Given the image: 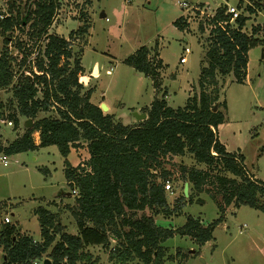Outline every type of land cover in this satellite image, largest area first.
<instances>
[{
    "label": "trees",
    "instance_id": "obj_1",
    "mask_svg": "<svg viewBox=\"0 0 264 264\" xmlns=\"http://www.w3.org/2000/svg\"><path fill=\"white\" fill-rule=\"evenodd\" d=\"M255 3L260 6L259 0ZM60 5V0H6L7 10L0 12V88H11L16 106V111L6 117L14 122V129L19 126V116L32 122L22 136L0 147V152L11 155L58 147L71 195L77 191L74 203L64 208L76 220L78 233L67 232L60 211L38 206L35 214L40 240L18 225L0 224L3 264H40L45 258L52 264H98L100 257L88 250L95 245L102 246L115 264L136 260L141 264H165L176 256L169 254L165 246L169 239L179 235L204 246L213 240L215 228L225 220L231 205L237 209L249 206L264 213V180L255 178L245 164V156L239 151L229 152L218 135L227 110L226 100L220 101V77L232 74L237 83L246 81L249 51L264 46V41L255 36L259 28L247 35L242 32L247 17L240 16L229 24L227 6L217 9L212 22L227 24L216 25L207 36L199 91L182 107L174 108L166 99L158 43L153 48L141 46L126 57L123 62L150 77L160 94L144 108L147 118L129 125L91 103L92 89L85 90L80 82L84 73L82 57L74 55L70 40L49 34ZM84 17L83 13V23L71 36L89 34L90 20ZM174 25L180 30L188 27L182 17ZM199 28L204 32L202 24ZM17 31L20 35H15ZM3 109L0 102V118ZM40 113L49 114L39 118ZM37 132L38 144L34 136ZM82 143L86 144L89 159L73 167L68 156ZM186 154L208 171L183 166L180 174L189 182V196L182 192L170 206L165 183L172 172L166 165L173 157ZM201 192L209 193L217 204L218 218L205 223L189 215L178 228L157 225L156 216H180L187 203L204 204L198 197ZM193 255H199L198 251Z\"/></svg>",
    "mask_w": 264,
    "mask_h": 264
},
{
    "label": "rangeland",
    "instance_id": "obj_2",
    "mask_svg": "<svg viewBox=\"0 0 264 264\" xmlns=\"http://www.w3.org/2000/svg\"><path fill=\"white\" fill-rule=\"evenodd\" d=\"M179 1L184 0H60L61 5L54 16L49 34L70 40L74 55L83 58L88 74H92L95 63L100 66L99 77L97 68L92 75L98 77L97 80L94 79L97 86L94 100L99 101L104 96L105 101L117 109L118 121L124 124L134 120L135 112L143 114L144 108L154 98L152 79L123 62L140 46L152 48L160 42L161 57L166 64L162 74L163 83L170 91L169 104L172 107L186 104L189 86L193 88L189 93L199 91L198 79L209 33L208 30L201 32L200 25L194 22L185 31L175 27L174 21L183 12L178 5ZM186 1L209 4L212 8L226 3L243 7L254 5V0ZM257 8L261 13L257 12L246 26L250 32L258 27L259 32L255 36L264 41V7ZM6 10V0H0V12ZM102 12L108 20L100 17ZM83 13L84 18L90 20L89 34L85 37L77 34L71 36V32H75L83 23ZM17 34L18 31L15 35ZM186 48L190 51L186 52ZM263 49L264 46H258L250 52L248 79L244 83H237L232 74L220 77V101L226 100L228 109L225 122L218 131L220 140L229 151L241 149L247 167L261 180H264ZM182 55H186L184 64L180 63ZM172 74H181L177 82L173 81ZM0 102L4 104V116L0 118V144L7 145L17 137L19 131L14 129V124L8 125L10 119L6 117L16 111L11 88H0ZM221 110L225 112L222 107ZM47 114L49 113H40L38 117ZM52 114L56 115L55 112ZM22 120V130L25 131L28 123L25 117ZM3 153L0 152V157ZM70 158L76 161L75 155L71 154ZM183 166L208 171V167L197 164L189 154L170 159L166 165L172 172L169 180L171 188L166 189L170 206H173L174 199L181 196L184 190L186 181L180 174ZM40 168L50 171L44 173ZM222 173L236 178L230 173ZM205 188L211 190L209 186ZM67 191L70 192V188L65 178L64 157L56 145L8 155L7 165L0 160V224H3L1 219L7 215L12 219L10 224L18 225L34 239L40 238V224L34 211L38 206H44L53 212L60 211V218L62 216L61 221L66 225L67 232L77 234L76 220L64 208L67 204L58 208L56 201L50 200ZM75 195L70 198V204L74 203ZM198 197L204 200V204L187 203L180 216H156L157 225L178 228L184 225L189 215L199 217L205 223L218 218L219 209L210 194L201 192ZM218 199L221 200V196ZM261 200L264 202V198ZM213 236V240L202 247L197 246L189 237L176 235L169 239L165 246L168 247L169 254L176 256L175 260L166 261L165 264H264L263 212L249 206L237 209L231 205L226 210L225 220L215 228ZM88 250L100 257L98 264H115L109 260L108 253L102 246H89ZM178 251L181 255L177 254ZM195 251L199 255H193ZM0 264H3L1 248ZM130 264L141 263L136 260Z\"/></svg>",
    "mask_w": 264,
    "mask_h": 264
},
{
    "label": "crops",
    "instance_id": "obj_3",
    "mask_svg": "<svg viewBox=\"0 0 264 264\" xmlns=\"http://www.w3.org/2000/svg\"><path fill=\"white\" fill-rule=\"evenodd\" d=\"M255 1V0H254ZM259 3H260V7H264V1H259ZM199 4H205V3H199ZM223 4H225V3H223ZM226 4H228V3H226ZM207 5H209V4H207ZM210 6V5H209ZM220 6V5H219ZM102 14H103V12H102ZM102 14H101V18H106V14H105V16H102ZM93 16V15H92ZM179 18V17H178ZM177 18V19H178ZM176 19V20H177ZM187 30V29H186ZM185 31V30H184ZM88 38H87V43H88ZM86 43V44H87ZM158 43V54H159V58L160 59H162V61H163V65H164V68L162 69V71H161V76H162V88L167 92V95H166V99H167V101H168V103H169V98H170V95H169V93H170V91H169V89L167 88V87H165L166 86V84H164L163 82V71H164V69L166 68V64H165V62H164V60H163V58L161 57V52H160V42L158 41L157 42ZM144 46V45H143ZM85 47V46H84ZM141 47V46H140ZM139 47V48H140ZM139 48H137V49H139ZM153 48V47H152ZM136 49V50H137ZM252 51V49L249 51V54H250V52ZM263 52H264V49L262 50ZM83 54H84V50H83ZM82 60H83V58H82ZM123 61H124V59H123ZM249 61H250V58H249ZM186 62V55H182L181 56V58H180V63H182V64H184ZM82 65H83V67H84V73H83V75H81L80 76V82L84 85V88H85V90H88V89H92V94H91V98H90V101H91V103H93V104H95V105H98V106H101V104L102 103H105L107 106H108V111H107V113H109V114H112V115H114V117H115V119H117V113H116V108H113L110 104H108L106 101H105V99H104V96H102L103 98L101 99V100H99V101H96V100H94V94H95V92H96V89H97V86H96V84H94V79L95 80H97L98 79V77H99V74H100V66L97 64V63H95L94 65H93V68H92V74L91 73H89L88 74V69L85 67V65L83 64V62H82ZM248 65H249V62H248ZM97 68V70H98V73H97V78L96 77H92V75L94 74V72H95V69ZM177 73V72H176ZM180 75L181 74H172V78H173V81L174 82H177L178 80H179V78H180ZM83 79V80H82ZM248 79V68H247V78H246V80ZM193 83V82H192ZM193 88L191 87V86H189V88H188V97L189 96H191L192 94L191 93H189V91L190 90H192ZM160 97V94L159 93H157L156 92V90H155V88H154V98L155 97ZM188 97H187V99H188ZM154 98H153V100H154ZM187 99H186V101H187ZM153 100L150 102V105H151V103L153 102ZM227 102V101H226ZM149 105V106H150ZM170 105V104H169ZM148 106V107H149ZM180 107H182V106H180ZM177 108V107H176ZM227 109H228V104H227ZM227 111V110H226ZM138 112H140V111H138ZM22 117L23 116H19V119H20V121H19V126L15 129L16 131L17 130H19L18 131V135H17V137L14 139V140H16L18 137H20V136H22L23 135V133L25 132V131H23L22 130ZM27 120V119H26ZM118 120V119H117ZM141 121H143V120H141ZM27 122V121H26ZM137 123H139V120H137L136 118H134V120H132V121H130V122H128L127 124H129V125H135V124H137ZM222 125V124H221ZM220 125V126H221ZM220 126H219V128H220ZM219 128H218V131H219ZM26 130V129H25ZM35 137H37V138H35V140H36V143L38 144L39 142H40V138H39V133L37 132V133H35V135H34ZM220 139V138H219ZM13 140V141H14ZM12 141V142H13ZM221 141V140H220ZM222 142V141H221ZM11 142H9L7 145H5V144H0V147H6V146H8L9 144H10ZM223 143V142H222ZM224 144V143H223ZM225 145V144H224ZM226 146V145H225ZM227 148V147H226ZM38 149V148H37ZM227 150H228V148H227ZM229 151V150H228ZM237 151H239V152H241L242 153V151H241V149H238ZM229 152H235V151H229ZM71 154H73V155H75V159H76V161L74 162L71 158H70V155ZM243 154V153H242ZM244 155V154H243ZM245 156V155H244ZM89 159V153H88V149H87V147H86V144L85 143H82V147H79V148H72L71 149V152H70V154H69V156H68V161L70 162V164L73 166V167H77L78 165H84L85 164V162L87 161ZM245 162H246V158H245ZM246 164V163H245ZM64 168H65V165H64ZM44 169V173H49L48 171H50L49 169H47V168H43ZM249 169V168H248ZM250 171V170H249ZM251 172V171H250ZM252 173V172H251ZM253 174V173H252ZM254 175V174H253ZM255 178H257L256 176H255ZM258 179V178H257ZM66 183H67V180H66ZM68 184V183H67ZM71 197H73L72 195H68V191L67 192H64L63 193V195L62 196H58V197H55V198H53V199H50V200H55L56 202V204L58 205V208H60V207H62L61 205H65V204H70V198ZM49 200V201H50ZM71 204H73V203H71ZM35 212V211H34ZM3 219V218H2ZM2 219H1V222H2ZM61 219H62V216H61ZM18 222V221H17ZM11 223H12V219H11ZM23 231V230H22ZM23 232H25V231H23ZM40 238H41V235H40ZM40 238H35V240H40ZM3 254V253H2Z\"/></svg>",
    "mask_w": 264,
    "mask_h": 264
},
{
    "label": "built area",
    "instance_id": "obj_4",
    "mask_svg": "<svg viewBox=\"0 0 264 264\" xmlns=\"http://www.w3.org/2000/svg\"><path fill=\"white\" fill-rule=\"evenodd\" d=\"M260 4V3H259ZM179 7L182 9V15L180 17H182L183 21L189 25L191 23H197L198 25L202 24L204 27V30L207 31L208 33H210V31L216 27V25H220L222 27L226 26L227 22H219L218 24H215L214 22H212L213 17L215 16L217 9L220 7H216V8H212L211 6L207 5V4H199V3H193V2H189V1H179L178 2ZM227 8H226V14H230L231 18L229 20V24H233L235 22V20L237 18H239L240 16H245L247 17V22H249V20H253L254 16H256V13L258 12L259 14L261 12H259L257 7V4L254 1V5L253 4H248V6H238V5H230V4H226ZM257 6V7H256ZM251 8L253 11H250L248 8ZM106 20H108V18H106ZM246 22V25H247ZM244 26L242 28V32L247 34V35H252L253 32L251 30V32L249 31V28L247 26ZM264 26H262L263 28ZM189 48H186V52H189ZM14 124L13 121L9 120L8 121V125L12 126ZM1 162L4 165L8 164V155H6L5 153H3V155L0 157ZM165 188L166 189H170L171 188V184L170 181H166L165 183ZM73 194H76L77 191L73 190L72 191ZM3 223H11V218L9 216H4V218L2 219ZM242 232V230H241ZM39 264V263H36ZM41 264V263H40Z\"/></svg>",
    "mask_w": 264,
    "mask_h": 264
},
{
    "label": "water",
    "instance_id": "obj_5",
    "mask_svg": "<svg viewBox=\"0 0 264 264\" xmlns=\"http://www.w3.org/2000/svg\"><path fill=\"white\" fill-rule=\"evenodd\" d=\"M102 16H105V13L102 14ZM100 108L106 112L108 110V106L105 104V103H102ZM217 110V105L214 107V111ZM134 116L137 120H145L147 118V114L143 113H139V112H135L134 113ZM32 122L31 120H29L28 122V125H30ZM184 196L185 197H188L189 196V182H185V185H184ZM68 195H71V192H68ZM42 264H52L51 260L48 259V258H45L43 261H42Z\"/></svg>",
    "mask_w": 264,
    "mask_h": 264
},
{
    "label": "bare ground",
    "instance_id": "obj_6",
    "mask_svg": "<svg viewBox=\"0 0 264 264\" xmlns=\"http://www.w3.org/2000/svg\"><path fill=\"white\" fill-rule=\"evenodd\" d=\"M108 110H109V109H108ZM108 110H107V111H108Z\"/></svg>",
    "mask_w": 264,
    "mask_h": 264
}]
</instances>
